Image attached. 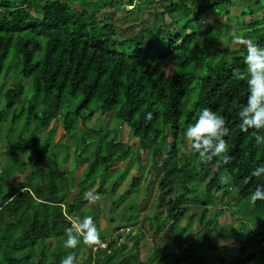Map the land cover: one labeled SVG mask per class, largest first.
<instances>
[{
	"label": "trees",
	"instance_id": "obj_1",
	"mask_svg": "<svg viewBox=\"0 0 264 264\" xmlns=\"http://www.w3.org/2000/svg\"><path fill=\"white\" fill-rule=\"evenodd\" d=\"M141 1L137 8L146 3ZM149 1L155 6L157 24L151 30H140L146 39L136 42L132 37L119 38L113 18L102 16L101 20L92 0H0V135H5L2 123L9 121L4 154L13 158L0 166V264H60L70 253L75 254L76 264H151L150 259L143 262L131 254V250H140L141 238L130 233L127 236L135 238L130 251L120 241L124 234L111 239L97 254L81 238L79 246L86 256L81 263L77 260L79 246L64 247L65 229L72 226V219L83 220L90 203L86 193L99 197L108 190L103 175L98 181L99 170L109 173L117 160L125 158L130 159L128 169L120 178L129 176L134 161L138 174L133 175L121 199L142 186L145 169L160 175L145 186L143 205L149 203L153 211V240L163 233L159 237L163 247L155 246L153 261L173 245L172 235L165 229L173 219L170 228L175 229L179 243L174 264H264V201L254 205L258 219L247 231L214 223L224 210L220 207L216 218L205 220L206 207L200 216L205 222L197 230L188 225L187 232L188 226H177L184 205L205 207L212 202L207 196L214 190L220 191L222 199L232 192L238 199L250 201L257 185L264 184V176L250 175L264 164V146L256 145L252 129L243 133L238 127L240 106L250 94L246 78H241L247 77V47L240 42L233 45L235 33L264 47V12L256 13L260 7H250L230 18L233 0ZM125 2L134 4V0ZM212 10L223 11L228 21L242 22L241 29L224 34L227 44L217 42L223 34L205 17ZM165 14L173 17L169 24ZM247 14L250 19L244 21ZM120 20L127 18L124 15ZM164 59L173 62L170 77L161 67ZM71 101H77L73 112L67 110ZM206 107L222 115L230 129L225 139L232 160L227 165L217 167V158L202 163L187 141L185 144L184 130ZM98 111L128 125L139 147L134 151L126 142L108 139V129H83L71 163H83L76 154L83 145L82 152H89L83 157L87 166L81 175L75 171L73 175L64 167L67 163L49 155L55 129L49 130L44 143L37 132L58 118L66 137L79 136V123L86 124ZM149 112L152 120L146 119ZM22 118L23 128L12 143L9 137L12 139ZM66 152L63 156L69 162ZM26 168L30 172L15 185V174ZM221 176L229 177V182L221 184ZM180 185L182 190L172 197ZM200 185L205 195L190 196ZM24 187L27 191L21 190ZM116 189L117 183L111 184L110 192ZM96 226L99 230L98 223ZM105 234L100 232L102 241L108 240Z\"/></svg>",
	"mask_w": 264,
	"mask_h": 264
},
{
	"label": "rangeland",
	"instance_id": "obj_2",
	"mask_svg": "<svg viewBox=\"0 0 264 264\" xmlns=\"http://www.w3.org/2000/svg\"><path fill=\"white\" fill-rule=\"evenodd\" d=\"M125 1L127 0H92L91 5L92 8L96 10L98 9V15L101 16V20L104 19L102 16L111 17L113 18V26H115L116 35L119 36V38L123 37H132L135 39L136 42L142 41L143 39H146L145 36H143V33L140 31L142 29H153V26L157 24L155 15H154V8L155 6L151 5L149 0H145V4L141 6V8H137L135 5H139L140 3H143L141 0H134L133 5H129ZM234 3L232 5H229V10L231 13L229 14L230 18H235L237 16H240L241 12L244 9H250V7H260L259 11L256 13L263 14L264 12V0H260V4L256 5L255 0H233ZM232 1V2H233ZM99 3H103L101 7H99ZM206 4H209L208 2ZM227 3H224V6H226ZM100 8V9H99ZM127 11L133 12L131 14H128ZM126 16L127 21H121V17ZM237 15V16H235ZM206 19L208 22H210L215 29H219L221 33L223 34L219 39L218 43H225V35H228L227 33L232 32L235 29H241L242 27L240 24L242 22H237L235 20L228 21L223 13V11H209V13L206 14ZM137 18V20H136ZM254 18H257L255 16ZM173 17L169 16V14H165V23L169 24ZM250 14H247L245 16L244 21H249ZM204 27V26H203ZM198 39L202 40L203 36L198 37ZM236 41L234 40L233 45H235ZM160 62V61H159ZM161 67L164 71H166V75L170 77L173 73V62L168 60H163L161 62ZM4 102V100H3ZM2 102V103H3ZM77 105V101H71L68 104L67 110L68 111H74V107ZM93 107H95V104H92ZM0 110H1V100H0ZM88 112V110H87ZM88 114V113H87ZM110 115L108 113L101 114L99 111L94 114V116H90V118H87L86 124L79 123L77 128V133H81V131L84 130H91L95 129L96 127H101L104 131L108 129L110 131L108 139L116 138L118 141H123L128 144H130L132 149L135 151L139 147V140L138 138L134 137L131 134V131L128 127V125L124 123H120L117 121V119L112 120L109 117ZM22 122L18 123V130L14 131L13 137L11 139V136L9 137L10 141L13 143L17 137V133H20V130L23 128V122L24 118L21 120ZM56 122V123H54ZM9 121L5 120L2 123L3 130L5 129V135L2 133L0 135V166L8 164L13 160L9 155L4 154V151L6 150V147L4 145V141H6V134L9 130ZM55 126V127H54ZM86 127V128H84ZM16 128V126L14 127ZM54 128L55 133L52 136L50 140V157H55L60 163L66 164L64 166L65 168H70V171L73 175L74 171L79 176L82 174V172L85 170L87 166V160L86 157L88 156L89 152H82L83 145L78 146V151L76 152L77 157L81 160L83 159V163L81 165H77V163H71L75 160V148H76V141L81 139L83 135L79 136H68L65 135V129L62 125L61 119L53 120L50 124L49 128H42L37 133L42 141V143L46 142L49 138V130ZM101 131V132H104ZM16 135V136H14ZM186 138H185V144H186ZM179 148H182V145H179ZM66 152V154L69 156V162L67 161V158L63 156V154ZM181 154V153H180ZM129 158L125 159H119L116 161V163L111 167V170L109 173H104L103 168H101L99 171L102 173H98V181L100 179L105 178V190L103 192V195L98 197V200L95 203H89L85 206V216H92L95 217L94 222H96V225L98 223L99 231L103 234H107V237L111 240L114 235L115 231H118L120 228L124 229V236L123 241L125 243V249L131 250L133 242L135 238L130 239L128 233L131 235H140L141 242H140V251H137L134 249V251L138 252L140 255V258L143 260L150 259L151 264H166L172 263L174 264L176 261H178V258L175 257L173 254L179 252L178 248V239L177 234L175 233V229L170 228V224L173 222V219H169L166 223L165 229L168 230L169 234L172 235V246L165 252L162 259H158L157 261H153V253L155 246L163 247V243H161L160 238L163 233H159L155 237V241L152 238V235L155 233L150 229V217L153 215V211L151 209V205L149 203L147 204V207H143L147 196L145 193V186H148L147 183L150 182L152 179H155L156 177H160V175H156V171L151 173L148 169H145L143 171V180H142V186L137 189V191L132 194L130 197L126 199L119 198L121 194L126 190L129 182L131 181L134 174L137 173V161H134L132 166L129 168L130 173L127 178H120L122 173L125 172V169H128V163ZM152 160V158H151ZM149 161V157H148ZM147 161V162H148ZM148 168V166H147ZM17 172V171H16ZM15 172V173H16ZM30 172V168H26V170L23 173L15 174V181L14 184L17 185L19 182L23 181L25 177ZM99 175H103V177H99ZM66 180L68 181V185L70 184V175L67 173ZM152 178V179H151ZM209 178V175L206 176V179ZM72 183V182H71ZM114 183H117V190L115 193L110 192L109 188ZM156 184V183H155ZM177 192L175 194H172V197H175L179 190H182L181 185L178 186ZM144 191V192H143ZM205 195V189L202 185L198 187L195 191L190 193V196H198L203 197ZM211 196V197H209ZM212 202H210L209 205L205 207H200V205H194V204H187L182 207V214L180 216V219L177 223L178 228H183L188 225H190V229L197 230L202 224L210 217H215L217 214V209L223 208L224 210L222 213L214 220V223H217L219 225H227L229 228L235 227L244 231H247L252 224L258 219V211L255 209L254 205L250 203L249 200H245L243 198H237L234 193H230L226 195L224 199L221 197L220 191H212L208 196ZM101 198V200H100ZM95 207H94V206ZM94 207V208H93ZM150 207V208H149ZM206 210V216L205 220H201L200 216L202 211ZM152 211V212H151ZM261 217L264 218V212ZM164 216V212L163 215ZM83 217V218H84ZM200 219V224H199ZM114 220V221H112ZM138 220V224H134V221ZM148 225V226H147ZM116 227L113 228V227ZM120 226V228H118ZM127 227H130L131 229L129 231H126L125 229ZM113 228V231L111 232ZM115 229V230H114ZM149 231H147V230ZM189 226L187 227V232L190 231ZM177 231V230H176ZM140 233V234H139ZM105 234V235H106ZM136 236V237H137ZM54 241V238L52 240ZM79 251V258L77 259L79 263L84 262L86 259V256L84 253V248L81 246L77 249ZM132 252V250H131ZM83 255V256H82ZM120 259V255L118 256ZM118 259V260H119ZM105 262V261H104Z\"/></svg>",
	"mask_w": 264,
	"mask_h": 264
},
{
	"label": "clouds",
	"instance_id": "obj_3",
	"mask_svg": "<svg viewBox=\"0 0 264 264\" xmlns=\"http://www.w3.org/2000/svg\"><path fill=\"white\" fill-rule=\"evenodd\" d=\"M233 38L236 42L243 43L247 47V55L245 57L247 77L241 78H246L250 93L247 97V102L240 106L238 112L240 123L238 127L243 133H248L252 129L251 134L255 139L256 145L264 146V134H262V130H264V47L259 46L251 40L244 39L235 33H233ZM152 118V113H147L146 119L152 120ZM229 134L230 129L227 127L225 118L207 107L198 113V118L195 120V123L190 124L184 130V135L191 151L194 154H198V160L202 163H210L214 158H217V167L220 164L227 165L232 160V157L228 154L229 145L225 139ZM250 175L257 179L264 176V164L256 166ZM219 182L226 184L229 182V177L221 176ZM21 190L27 191L25 187ZM86 198H89L90 203H95L98 200V196L93 195L91 192L86 193ZM249 199L253 205L257 201H264V184L257 185ZM113 228L116 229L115 226ZM130 229V227H127L125 230L129 231ZM115 232L114 237L116 239L117 235L124 234V229L120 228ZM65 236V248H77L82 238L83 244L92 248L94 253L99 248L106 249L108 242L111 241L109 238L107 241H102L100 231L92 216H85L82 221L79 218L76 220L72 219V226L65 229ZM122 239L120 238V241ZM108 252H111V250ZM131 254L143 262L147 261L141 259L137 251L135 252L133 250ZM152 257L154 259L155 252ZM158 259H162V257H158L154 261ZM60 264H76L75 254H68L61 259Z\"/></svg>",
	"mask_w": 264,
	"mask_h": 264
}]
</instances>
